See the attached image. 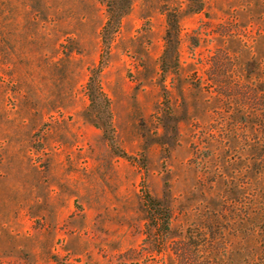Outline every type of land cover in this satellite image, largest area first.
I'll list each match as a JSON object with an SVG mask.
<instances>
[{
	"label": "rangeland",
	"instance_id": "rangeland-1",
	"mask_svg": "<svg viewBox=\"0 0 264 264\" xmlns=\"http://www.w3.org/2000/svg\"><path fill=\"white\" fill-rule=\"evenodd\" d=\"M105 3L0 0V264H160L146 194L192 264L264 237V0H133L108 109Z\"/></svg>",
	"mask_w": 264,
	"mask_h": 264
},
{
	"label": "trees",
	"instance_id": "trees-1",
	"mask_svg": "<svg viewBox=\"0 0 264 264\" xmlns=\"http://www.w3.org/2000/svg\"><path fill=\"white\" fill-rule=\"evenodd\" d=\"M132 1L133 0H106L105 3L107 18L100 32L103 53L101 54L99 64L91 69L90 76L86 83V89L91 104H95L98 100V104H103L105 109L109 107V99L101 88L98 73H100L102 69V58L107 53L114 36L120 28L122 17L130 9ZM198 8L201 9V4ZM173 25L176 26L175 23H173ZM109 114L108 112L107 116H109ZM144 202L149 212L148 216L152 220L151 222L157 225V231L161 236V249H159L161 257L158 262H160V264H168L167 259L170 258L175 264H192L190 262V250L188 248L192 242H188L189 237H187L185 241H178L175 243L173 255L165 253L166 247H168L165 237L170 231V212L168 208L157 204V201L149 194H146ZM240 229L242 233H245L247 227L244 226ZM207 232L208 235L204 236L203 243H199V245L196 242L195 245L197 247L199 246L201 248L199 250L204 254V264H260V262L264 264V237L261 238L260 235L258 239L242 237L241 242L234 251L230 247V243L223 240L220 230L217 231L212 226L208 225ZM255 242H258V247L253 244ZM200 262L201 261H199V263Z\"/></svg>",
	"mask_w": 264,
	"mask_h": 264
}]
</instances>
